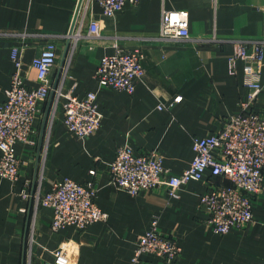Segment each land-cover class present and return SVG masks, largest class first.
Returning a JSON list of instances; mask_svg holds the SVG:
<instances>
[{"label":"crops","instance_id":"crops-1","mask_svg":"<svg viewBox=\"0 0 264 264\" xmlns=\"http://www.w3.org/2000/svg\"><path fill=\"white\" fill-rule=\"evenodd\" d=\"M77 1L0 0V31L10 33L0 35V102L14 70L11 47L25 44L22 81L28 89L35 88L31 59L49 39L58 42L60 57ZM163 8L188 11L189 38L158 37ZM83 11L77 20L83 17L84 31L92 18L99 24L100 36L71 41L57 86L65 77L63 88L75 84L77 96L93 92L101 124L88 137H74L54 95L36 164L48 97L37 102L28 140L13 145L20 163L17 181L0 178V264H42L52 260L53 251L65 240L77 245L73 264H129L135 240L149 228L153 216L157 232L180 247L175 264H264V181L252 199L253 221L221 235L206 225V213L199 205L208 182L219 179L189 181L178 198H170L164 184L131 195L112 183L109 173L116 148L127 144L141 153L158 150L168 175L180 174L193 158L192 138L215 133L227 117L241 111L246 95L243 61L237 59L231 66L228 58L238 41L263 37L264 0H138L112 16L91 2ZM114 44L142 51L144 77L131 93L101 85L94 77L100 58L112 53ZM56 70L57 66L50 74L52 81ZM260 82L263 91L255 109L264 106V68ZM175 97L180 99L174 101ZM62 177L92 182L94 201L107 214L106 220L84 230L74 225L52 230V211L37 202L36 194ZM23 189L27 198L20 195ZM141 260L165 264L154 254Z\"/></svg>","mask_w":264,"mask_h":264},{"label":"built area","instance_id":"built-area-1","mask_svg":"<svg viewBox=\"0 0 264 264\" xmlns=\"http://www.w3.org/2000/svg\"><path fill=\"white\" fill-rule=\"evenodd\" d=\"M137 1L82 0L77 19L81 9L85 13L91 2L97 3L104 15L112 16L125 4H135ZM77 19L70 43L80 37L100 36L96 20L89 19L84 31L83 17ZM188 22L187 10L163 8L158 37L165 40L187 39ZM9 34L0 31V35ZM66 37L67 33L64 39ZM24 47L22 42L10 49L14 70L9 87L4 92L5 98L0 102V178L11 182L17 181L20 166L13 145L17 141H27L33 131L38 113L37 102L48 97L52 85L50 74L59 60L56 39L44 42L31 59L36 87L28 89L20 72ZM71 47L72 44L67 51L68 58ZM142 58L139 47L120 48L114 44L113 52L100 58L94 77L101 85L131 93L136 83L144 77ZM237 59L243 61V85L246 89L245 100L240 105L241 111L227 117L215 133L192 138L193 158L180 174L168 175L158 150L141 153L127 144L116 148L109 165L112 183L131 195L154 190L164 184L168 196L178 198L181 187L189 181L219 179L208 182L206 190L199 196V205L206 213V225L221 235L233 229H244L253 221L252 199L261 191L264 181V106L259 109L254 107L263 91L260 74L264 68V35L259 39L235 43L228 61L233 66ZM64 79L54 90L55 105L61 104L67 131L83 139L94 133L101 124L96 96L93 92H87L83 97L77 96L74 94L75 84L63 88ZM179 99L175 97L173 100ZM90 173L94 174L95 171L91 170ZM95 191L92 182L78 183L62 177L53 181L46 192H37L36 200L51 209L52 230L56 231L66 225L84 230L91 223L105 221L107 218V214L94 201ZM20 195L23 198L28 196L24 189ZM179 251L180 247L173 238L157 232V217L153 216L149 228L137 236L129 264H142L141 258L145 254L157 255L165 264H175ZM77 253V245L71 240H65L53 251L52 260L42 264H73Z\"/></svg>","mask_w":264,"mask_h":264},{"label":"water","instance_id":"water-1","mask_svg":"<svg viewBox=\"0 0 264 264\" xmlns=\"http://www.w3.org/2000/svg\"><path fill=\"white\" fill-rule=\"evenodd\" d=\"M81 3H82V0H78L77 1L76 8H75V11H74V15H73L72 21L70 23V26L68 28V31H67V37L65 38L64 46H63L61 55H60L59 60H58V65H57V70H56V73H55V77H54V79L52 81L51 89H50L49 94H48L47 104H46V107H45V110H44V113H43V116H42V121H41V126H40L39 141H38V146H37V151H36V158H35V163L36 164L38 163L42 136H43V133H44L45 124H46V120H47L48 113H49V110H50V106H51V103H52V100H53V97H54V90H55V88L57 86V82H58L60 73L62 71L64 62H65L67 51H68V48H69V45H70V40H71L70 37H71V35H72L73 31H74V28H75V23H76V19H77L78 13H79V9H80Z\"/></svg>","mask_w":264,"mask_h":264}]
</instances>
